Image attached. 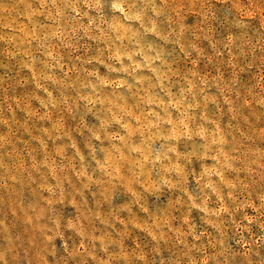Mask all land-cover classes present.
Listing matches in <instances>:
<instances>
[{"label":"rangeland","instance_id":"374dc122","mask_svg":"<svg viewBox=\"0 0 264 264\" xmlns=\"http://www.w3.org/2000/svg\"><path fill=\"white\" fill-rule=\"evenodd\" d=\"M261 32L237 0H0V246L18 237L15 261L52 264L65 235L81 244L80 227L67 226L87 215L98 247L141 264L194 260L182 253L197 230L218 234L232 264H246L249 247L264 255V183L253 175L264 169ZM114 135L186 156L189 195L202 176L220 181L235 210L222 229L203 200L173 207L187 199L179 189L129 211L132 194L98 163ZM209 199L223 206L219 192Z\"/></svg>","mask_w":264,"mask_h":264},{"label":"clouds","instance_id":"9594fccd","mask_svg":"<svg viewBox=\"0 0 264 264\" xmlns=\"http://www.w3.org/2000/svg\"><path fill=\"white\" fill-rule=\"evenodd\" d=\"M240 7L241 18H256L264 20V0H243V3L237 0ZM119 5L113 4V8H117ZM127 7V5H125ZM129 11H132L129 8ZM261 47L264 48V32L260 33ZM161 131L166 134V129L161 121H157V127H153V132ZM181 134H183L181 132ZM100 138V137H97ZM151 137H149L150 139ZM170 143L172 137H167ZM112 141L117 143L116 148H110L107 152L108 159H101L98 163L106 166L108 172L113 176H119L118 181L121 184L126 185L127 190L132 194V199L129 202V211L132 206H140L144 204V198L147 195L154 194L162 187H167L172 190L179 189V192L183 194L187 199L186 201L175 200L173 201V207L187 203L190 206H195V203H199L201 200L206 204L202 207L211 205V209L208 212L207 220L215 228L217 224L221 225L225 220L226 214L235 211L232 206L231 197H228L222 189L225 187L220 181H216L215 184L206 183L210 180V176H202L199 180L201 185V191L199 195H189L185 191L186 181L184 180V174L187 172L188 159L184 155L173 154L169 148H163L155 154L147 151V149L135 148L129 141L127 136L114 135L111 138ZM100 152L99 148L91 149L86 157L91 164L93 170L96 168V164L92 163L96 159V155ZM261 163L264 165V157H261ZM58 174L60 169H57ZM146 172H155L153 177V183H148L145 180ZM260 172V175L257 173ZM103 175V173H101ZM253 175L257 180L264 183V169H254ZM161 176L168 177L167 180H161ZM255 183V180L253 181ZM147 185V186H146ZM207 188V194L203 189ZM232 189L229 188L228 191ZM219 192L224 197L223 206L219 200H210V196H215ZM264 196V192H261ZM58 198V193L54 194L51 199ZM82 203V202H81ZM45 211H49V206L45 203L42 205ZM261 208V212L264 213V207L257 205ZM215 209V210H212ZM85 212L87 209L85 208ZM150 218V213L145 212ZM43 218V217H42ZM84 223L81 225L74 218L73 224H69L67 227L75 231L74 226H78L81 229V235L83 237L81 244L77 247L74 244L68 243L70 237L65 235V244L61 247L60 242H57L55 258L49 257L52 264H141L142 258L128 259L123 255V250L114 255H109L107 248L101 249L93 241L95 237H92L90 233L95 231L88 223V216L82 215L79 217ZM36 223L35 215L33 224ZM264 224V221H261ZM163 226V225H161ZM36 235H42L36 234ZM187 235L193 236L192 248L182 253L183 257L191 255L194 260L178 259L175 264H232L231 260L225 256V246L222 242V238L217 235H212L207 231L201 232L197 230L195 233H187ZM184 237H181L183 239ZM259 239L264 240V233L261 234ZM19 238H8L7 243L4 246H0V264H19L14 260V257L18 255L17 240ZM246 264H264V255L261 254L260 246H256V250L249 247L245 249ZM104 255L106 259H97L98 255Z\"/></svg>","mask_w":264,"mask_h":264}]
</instances>
